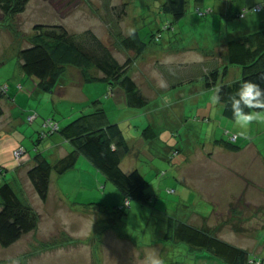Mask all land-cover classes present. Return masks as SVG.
Here are the masks:
<instances>
[{
  "label": "rangeland",
  "instance_id": "rangeland-1",
  "mask_svg": "<svg viewBox=\"0 0 264 264\" xmlns=\"http://www.w3.org/2000/svg\"><path fill=\"white\" fill-rule=\"evenodd\" d=\"M79 1L80 0H30L26 10L14 16L13 19L8 22L9 25H0V85L10 84V81L12 83L22 84L23 89L21 91L27 94L25 101L28 105H30L29 102H31V106L35 108L33 112L36 110L40 115L50 114L47 118L60 119L61 125H64L70 120L69 116H71L70 114L74 111L76 112L75 117L81 112L87 113L85 111H92L93 107L90 106L92 100L97 98L101 99V105L108 111L111 120L119 121L121 124L124 134L129 140L131 149H133V153L129 157L130 159H126V162L122 164L123 170L129 172L131 170L130 168L136 165L148 179L150 183L149 189L155 194V199L153 203L150 204H142L137 200H132L134 203L133 207L128 209L126 214L121 213L122 217L120 224L118 228L115 229L117 234L123 237L121 241L118 239L117 234L116 237L112 233H107L105 236V234L101 233V229H97L94 232L95 234L92 236L90 235V239L84 244L83 241H85L86 237H76L73 226L77 222L72 219L73 216L65 212V223L67 226L70 224L71 220H74L72 223L73 226L70 225L65 232H68L67 235L71 237L69 241L79 246L78 251L69 255V264H144V258L148 252L158 253L163 258L164 264H193V255H190V251L186 244H180L175 247L166 245L164 241H162V236L167 226V219L170 215L184 221H190L196 224V226L204 227L212 232L214 231L226 241L246 247L250 251L257 253V255L261 256V254H264V198L261 200L253 199V201H255L253 205L237 204L233 209H228L229 207L226 205L211 206L205 203L203 197L195 195L196 192L194 193L192 191V187L188 186L187 183L184 184L179 177L180 167H182L181 163H184L183 159L185 157L187 158L188 153L191 151L193 154H191L189 161L186 163V167L182 168L186 178H191L201 183L206 189L218 188L216 191L219 190L221 187L220 185L223 184H227L229 187H235L234 182L244 184L248 178L250 179L251 174L235 172L237 155H224L220 151L221 147L215 146V141L216 139L232 138L230 134H237L240 144L245 145L246 143H252L262 150L264 155V119H254L246 129H242L235 123L234 119H229L223 115L221 112L222 109L217 105L218 102H211V97L214 95V88L204 90L208 92L202 93L201 97L205 95L209 101L207 104L202 102V106L192 104L188 101V98H185L184 110L177 108L174 102L166 103L164 109L160 111V113H167L168 118L166 119V114L159 116V114L153 113L148 116L146 111L148 105L144 107H129L127 105L128 101L125 89L118 83L111 85L101 80L85 82V90L91 89L92 97L89 102L81 104L74 102L75 100L70 101V98L62 97L59 99L60 102L57 107H54L51 97L52 93L46 91H39L38 93L35 82V80L37 81L36 77L25 74L24 77L20 79L13 78L19 70L20 72L22 71L18 52L20 47L22 45L24 46V44H22V38L19 37L18 33H21L24 37L26 35L29 36L33 32L34 23L38 21L44 23H59L61 19H64L62 22L69 30L81 31L92 28L100 34L106 42H112L111 36L108 33L109 28L107 22L101 23L99 18L100 14L92 8L82 11L79 7ZM114 1L118 2L119 0ZM161 1L163 0L143 2L148 4L152 2L150 5H154L155 8L156 4ZM219 1L222 0H217V2L210 0L208 5L213 7L214 12L201 17L196 11V1L188 0L185 16L178 21H174L176 30H180L181 26H187L183 28L185 36L182 34L184 39L181 45L188 49L195 45L194 43L197 39L204 35L205 37H209V34H204L201 25L207 20L208 16L217 14L218 11H220L219 8L216 7ZM137 4H141L140 1H137ZM133 7L137 8L136 5ZM157 7L159 9V6ZM141 10L144 12V16H146L147 8L143 7ZM108 12H103L102 16L104 14L109 17ZM127 12H130V9L128 11L127 8ZM130 15H132V12ZM154 15L156 16L155 21L153 23H148L147 27L145 26L146 28L142 29L143 38L148 43L149 48L143 56H136V61H138L140 65H133L131 74L134 76V73L137 72L138 77H142V69L144 68L149 71V73L156 74L155 78H157V80H146L148 84L151 82L156 86H160L159 81L163 79L167 82V85H169L170 83L166 80V76L160 75L161 71H166L163 65H157V70H153L149 63H141L146 55L150 54L153 48L161 47L162 44L168 41L169 36L174 33V31H165L161 40L157 41L152 39V34L156 33L159 26L158 22L160 16L165 17V14L160 12ZM167 16L171 19L170 15ZM4 18V14L0 11V23L3 22ZM125 18L126 16L124 19ZM227 18L229 19V25L231 27L234 23H239L240 20V17L234 14H229ZM129 25L130 24H128V27ZM14 27L17 31L14 30ZM123 27L126 29L127 25H123ZM111 45L114 46V50L121 61H124L128 54H133L130 51H123L113 44ZM183 53L190 59H193V56L197 55L194 50H185ZM197 66L199 65L190 64L180 68L179 72H182L184 79L187 77V72L189 76L193 77V80H191L192 82L187 81V83H190L188 85L186 83L185 85L179 84V86L183 85L185 86L184 88H187L188 86L200 87L205 84L201 74L203 68L202 66ZM230 66L238 67L231 64ZM72 70L77 73L80 72L78 71L79 69L74 67ZM64 77L66 81L73 80L74 84L78 83L77 79L73 77L72 74L71 76L64 75ZM138 77V84L143 86V88L147 86L141 84L146 77H140L141 79ZM67 83L71 84V82ZM72 88L74 87H71V89ZM103 88L105 89L104 91ZM111 88L113 89L111 90ZM30 90H35V95L32 97H30ZM145 92L149 95L148 104L153 105L152 103H154L155 98L152 97L154 94L147 91ZM205 105L207 106L204 107ZM23 107L25 108L19 109V111L16 112V115L24 122L23 126H20V130H26L21 135L23 139L22 150L23 153L26 152L25 155L29 154L27 151H30L32 155H34L38 153V149L43 150L45 147L44 145L47 139L44 140V137L42 138L40 133L47 129V125L44 123L45 118H39V114L33 121H27V110H24L27 108L26 106ZM127 110L130 111L128 112ZM151 121L155 123L153 127L156 132L162 128L166 129L164 133L160 135V139H152L143 135V130ZM138 124L140 125L139 128L136 127ZM138 136L139 138H137ZM19 149L20 147H16L12 152V157L16 161L19 156L17 155V151H22ZM241 156L245 159L248 157L243 153H241ZM76 168L77 169L67 171L58 178L66 197L71 202H77L83 206H87L86 204H88V202L86 199L88 197H94L91 199H95L94 202L99 204L98 206L90 204L92 207L105 205L110 212L118 215L115 211L116 205L122 201V192L120 189L108 180L104 174L96 171V169L94 174H92L86 172L85 168H83V171L80 170V167ZM241 168H243L242 172L248 170L247 166ZM251 168L253 169L252 165ZM53 175L56 178L59 176L55 171ZM253 175L257 176V174ZM259 176L260 179L264 181V171L260 172ZM93 179L94 183H92ZM8 180L12 181V185L16 190L19 188L23 189H19L21 194L18 193L22 198L25 197V200L28 201L40 215L38 224L39 238L44 239V235L55 228L61 231V220L59 221L56 217L58 216L59 219L60 217H64L61 211L55 216L54 212H51L50 209L45 211V209L38 207L37 204L36 207L32 204H35L36 200H40V198L29 178H26L22 172H19V175H15L14 177V173L10 170L6 172V176L3 177L0 183ZM95 183L96 189H91V186L93 187ZM106 184H108V187ZM252 184L255 185L257 183ZM182 186L187 188L185 191L188 193L189 199L182 198L180 191ZM222 196L223 199L226 197L225 195ZM208 198H206V201H209ZM211 200H214V198ZM110 215L113 217V214ZM96 219L97 215L87 216L86 220L81 221L83 225L81 233L83 235H87V233L90 234ZM76 220L80 222L78 218ZM40 223H42V225H40ZM107 224L108 223H106V225ZM54 233L55 235L52 234V238L59 236L56 231H54ZM26 235H24L21 240H25ZM46 236L49 237L50 235ZM100 239L101 242L105 239L103 243L104 246L99 245V247L96 246L95 248L92 243L96 241L95 245H97ZM47 242L49 241L47 240ZM32 243L34 242H31V244ZM90 243L93 245L92 254ZM22 247L24 250L27 249V252L31 253L32 246L29 247L28 244H26V240L23 242ZM14 254L16 253H11L9 256L14 257ZM196 254L199 258L196 259L195 264H225L212 256L206 257L204 253L202 256L199 252ZM31 256L32 254L29 255L28 260V255H26L23 260H28V264H34L32 262L33 258H31L30 261ZM63 257L66 258V256ZM18 264L20 263L18 262ZM42 264L68 263L56 259V262L52 263L48 260V262L43 261Z\"/></svg>",
  "mask_w": 264,
  "mask_h": 264
},
{
  "label": "trees",
  "instance_id": "trees-1",
  "mask_svg": "<svg viewBox=\"0 0 264 264\" xmlns=\"http://www.w3.org/2000/svg\"><path fill=\"white\" fill-rule=\"evenodd\" d=\"M29 1L0 0V11L5 16L0 25H9L8 22L14 16L26 10ZM195 1L199 16L204 17L214 12L210 5L201 6L204 0ZM127 4L120 2L108 12L109 22L111 21V28L108 33L112 42H106L92 28L81 31L69 30L62 22L64 19H61L59 23L38 21L34 23L33 32L29 36L24 37L17 32L22 38V44H24L18 52L21 69L24 75L37 78V81L35 80L37 91L54 92L65 78L64 75L66 76L69 68L74 67L81 71L87 82L101 80L111 85L121 84L125 89L129 107L148 105L149 97L131 74L136 58L144 54L149 48L142 32L148 23H144L136 30H126L122 21L128 14ZM187 4L188 0H166L162 5V13L165 14L164 20L161 24L158 23L159 26L156 33L152 34V39L159 41L165 31H174V21L185 16ZM257 4L260 3L247 6L238 12L237 16L243 18L249 12L263 11L264 2L261 3L262 8L260 10L253 9ZM242 12H245L244 16L241 15ZM231 14L235 15V13ZM167 15H170L171 19ZM14 30H16L15 27ZM111 44L133 54H128L127 58L121 61ZM226 49L227 63L240 67L241 76L232 82H227L225 78L228 73V65H224L222 69L215 67L210 70H202L201 74L207 88L218 87L223 115L229 119H234L229 98L239 88L240 82L251 79L264 87V27L229 38L226 41ZM210 52H213V49ZM94 69H97L99 73H93L92 70ZM186 75L187 77L180 84H186L187 81L192 82L193 77L187 73ZM20 85L22 88V84ZM7 89V85L0 86V119L5 114L3 100L7 94ZM101 102L99 98L93 99L90 104L93 107L92 111L81 112L76 117L73 116L64 125H58V122L53 118L45 119L44 123H56L58 128L52 131L53 126L47 124V129L40 133L41 137L45 138L54 133H59L71 143L72 150L52 162L38 149V153L34 156L33 165L27 170V177L39 197L45 200L49 193L53 171L58 175H63L75 168L80 158H85L122 192V201L116 205L115 211L118 214V219L121 220V213L126 214L128 209L133 207L132 200H137L142 204H150L153 203L155 194L150 191L148 179L138 168L129 172L123 170L122 156L131 153L132 149L121 124L119 121L111 120L108 111L101 105ZM32 113H36L38 116L36 110L34 112L31 110L28 115ZM144 133L152 139L157 138L158 135L151 125L144 129ZM1 136L0 131V138ZM215 144L224 145L234 151L243 147L238 141V136L236 139L231 137L216 139ZM0 171L2 177H5L4 170ZM19 189L23 190L22 188ZM19 189L16 190L12 181L9 180L0 183V244L4 247L11 246L24 235L37 229L40 221V215L25 200V197L20 196ZM181 189L182 198L189 199L188 193L185 191L187 188L182 187ZM162 241L166 245L175 247L186 244L190 255H193V264L199 258L196 254L198 252L201 256L204 253L206 257L212 256L225 264H256L257 259L261 261V264H264V254L257 255L246 247L226 241L214 231L196 226L190 221H184L173 215L168 216Z\"/></svg>",
  "mask_w": 264,
  "mask_h": 264
},
{
  "label": "crops",
  "instance_id": "crops-1",
  "mask_svg": "<svg viewBox=\"0 0 264 264\" xmlns=\"http://www.w3.org/2000/svg\"><path fill=\"white\" fill-rule=\"evenodd\" d=\"M137 1L141 4H137ZM143 1H160V0H119L118 2H115L114 0H80L79 7L82 11L89 10L90 8L94 9L95 11H98L100 14V22H107V26L110 30L111 24L109 22V17L104 15L102 16L103 12H109L115 5H118V3L126 2L128 11L130 9V12L126 15V18L123 19V25H127L126 30H136L140 28L144 23H150L154 22L156 16L154 14L157 13H162V5L165 3L166 0H163L156 4L155 8L154 5H150L152 2L145 3ZM210 0H204L203 3H201V6H209L208 2ZM213 2H217V0H211ZM264 0H222L218 2V5L216 6L219 8L220 11H218L217 14H212L211 16H208L207 20L202 23V28L204 31V34L207 33L209 34V37H205V35L197 41H195V45L191 46L190 48H186L185 46L181 45V41L184 39L182 34L185 36L183 33V28H186L187 26H181L180 30H174V33L169 36V39L167 42L162 44L161 47H156L153 48V50L150 52V54L146 55L145 59L142 64L149 63L153 70H157V65H163V68L166 69V71L160 73V75L166 76V80L169 81V85L167 87H161V86H156L155 84H152L151 82L148 84L146 80H152L156 81L157 78L156 74H151L149 71L145 70L144 68L142 69V77L145 78V82L143 81L141 84H145L147 86H141L144 93L147 95V92L154 94L152 98L154 99L153 105L148 104L146 111L148 116H150L153 113H157L160 115H165L166 114V119L168 118L166 112H161V110L164 109V105L166 103H172L174 102L177 105V108H181L184 110V104H185V98H188V101H190L192 104H197L196 106H202L201 103L203 102L204 104L208 103L207 97L204 95V97H201L202 93H207L208 91H204L207 89H212V88H207L205 84L200 87H187L184 88L185 84L182 86H179L180 82L184 79V75L180 71V68H182L184 65H190V64H197L199 66H202L203 70H210L215 67L223 68L224 65H228V73L226 75L225 80L227 82H232L239 78L241 76V69L240 67H235V66H230L227 63V49H226V41L229 38L235 37L242 35L246 32L252 31L254 29L264 27V10L259 11V12H249L245 17L240 18L239 23H234V25L231 27L229 25V19L227 16L231 13H235L237 16L238 12L246 8L247 6H250L254 3H262ZM197 4V3H196ZM137 6L133 7V6ZM141 6V7H140ZM159 6V9L158 7ZM147 8V15L144 16V12H142L141 8ZM108 9V10H107ZM132 12V15L130 13ZM228 19V20H227ZM164 20L163 16H160L159 19V24H161ZM128 24L129 27H128ZM188 31V30H187ZM173 32V31H172ZM213 49V52H210ZM185 50H194L196 51V56H193V59L188 58L183 52ZM210 52V53H208ZM208 53V54H207ZM135 56V55H134ZM143 56V54H142ZM216 61V62H215ZM136 64L138 65V61H135V66ZM140 65V64H139ZM134 66V67H135ZM197 66V67H199ZM235 67V68H234ZM72 67L69 68V71L67 72V76L73 75L78 81L77 84L73 83V80H67L64 78L60 84L57 86L54 92H52V99H53V104L54 107H57L58 103L60 102L59 99L62 97H67L70 98V101L78 102L81 104H86L87 102L90 101V98L92 97L91 95V89L90 90H85V82H87L84 78L83 75L80 71L77 73L76 71H71ZM93 73L98 74V70L94 69L92 70ZM187 73V72H186ZM134 76L138 77L137 72L134 73ZM154 76V77H153ZM24 77L23 71L18 73L13 77L20 79ZM139 76L138 78H140ZM141 77V78H142ZM181 77V78H180ZM140 78V79H141ZM76 81V80H75ZM71 82V84L67 83ZM139 82V81H138ZM190 83H187V85ZM20 84L12 83L10 81V84H7V94L3 100V105L5 108V114L4 116L0 119V131H1V138H0V170H4L5 175L6 172L12 171L15 175H19V172H22L26 178L27 177V170L28 168L33 165L34 163V155L30 151L22 152L23 154L20 156V158L13 159L12 157V152L14 148L20 147L22 149V144H23V139L21 138V135L23 132L26 130L24 129L23 131L20 130V126H23L24 122L22 119L16 115V112L19 111V109L25 108L23 106H26L27 109V114L31 111L34 110L33 106H31V102L26 103L25 99L27 98V94L25 92H22L21 90L23 89L19 87ZM71 85V86H70ZM1 86V85H0ZM71 87H74L71 89ZM146 88V89H145ZM105 89L103 88V91ZM214 95L218 94V87L214 88ZM35 93V90H30V97H32ZM39 93V92H38ZM149 96V95H147ZM188 96V97H187ZM212 102V101H211ZM218 107L222 109V104L218 100ZM216 102V103H217ZM200 103V104H199ZM205 105L204 107H206ZM128 112L130 110H127ZM41 113V112H40ZM140 113V112H139ZM39 114V113H38ZM138 114V113H137ZM69 119H71L73 116L76 115V112L74 111L73 113L70 114ZM28 116V115H27ZM50 116L48 115H40L39 118H47ZM130 118V117H129ZM56 122H58V125L60 123V119L53 118ZM26 120L28 121L27 117ZM132 121V120H131ZM166 121V120H165ZM163 124V123H162ZM154 126L155 123L154 121H151V123L148 124V126ZM139 124L136 125L137 128H139ZM147 126V127H148ZM146 127V128H147ZM166 129L162 128L157 132V138L160 139V135L164 133ZM143 135H145L144 130H143ZM169 136V135H167ZM147 137V136H146ZM139 138V136L137 137ZM45 142V147L43 150V153L45 156H47L52 162H55L57 159L60 157L66 155L69 151L72 150V145L71 143L64 139L59 133H54L50 135L48 138H44ZM128 140V139H127ZM129 142V140H128ZM130 144V143H129ZM215 146L221 147V153L224 155H237V162H235V172L237 173H243V174H251L250 179L248 178L247 181L243 183H235V187H229L227 184L220 185L219 190L216 191L218 188L214 189H206L201 185V183H198L195 180H192L191 178H186L184 176V172L182 171L183 167H186V163L189 161V158L191 154H193L191 151L188 153L187 158L185 157L183 159L184 163H181L182 167H180V180L184 184H188V186H191L193 191L196 192V195L199 197H203L204 201L206 204H209L211 206L214 205H226L229 208L228 209H233L235 206L238 205H253L255 200H261L264 198V181L260 179V172L264 171V155L262 150H260L257 146L253 145L252 143H246L243 145L242 148H240L237 151L231 150L226 148L224 145L220 144H215ZM250 152V153H249ZM133 153L132 152L129 154H125L122 156V162L121 165L126 162V159H130V155ZM241 153L247 155V159H245L243 156H241ZM249 158V159H248ZM239 160V161H238ZM132 164V163H131ZM233 165V164H232ZM251 165L253 169L251 168ZM262 165V166H261ZM243 166H247L246 171L242 172ZM76 167H80V170L83 171V168H85L86 172H90L94 174L95 167L85 158H80L78 161V164ZM73 169H77V168ZM137 168L136 165H133L130 169L132 170L133 168ZM130 170V171H131ZM261 170V171H260ZM96 171H98L96 169ZM1 172V171H0ZM54 172V171H53ZM100 172V171H98ZM101 173V172H100ZM253 174H257L253 175ZM64 175V174H63ZM21 176V175H20ZM61 175H59L57 178L51 174V180H50V188H49V193L46 198V200H42L40 197V200H36V203H32L35 207L36 204L38 207L45 209V211L49 210L51 212H54L55 216L58 214L59 211L62 212V215L64 216L63 218L56 216L58 220H61L62 226L61 231L58 229L50 230L48 234L50 235L49 237L44 235V239L39 238L38 233V227L34 231L28 233L26 235V244L28 246H32L31 248V253L27 252V249L24 250L23 242L25 240L19 239L17 242L12 244L9 247H4L0 244V264H12L13 260L18 261L20 264H28L29 260V255L32 254L30 257L33 258L32 262L34 264H42L43 261L48 262L51 261L56 262L57 260H63L66 263L69 264V255L75 251H78L79 246L75 245L74 243H71L69 239H71L70 236H68V232H65L66 229L72 225L73 221L75 220L77 223L73 226V230H75L76 237H86L85 241H83L84 244L87 243V240L90 239L92 235H94L95 231L97 229H101V233L106 234L107 233H112L116 237V230L117 226L120 224V219H118L117 215H115L113 212H110L108 208L104 205H100L99 207H92L98 206L99 203L94 202L95 199H91L94 197H88L86 200L88 204L87 206H83L80 203H74L71 202L65 195V193L62 190L60 181L58 178H60ZM254 176V177H253ZM0 174V179L2 180L3 177ZM22 178V176H21ZM255 179V180H253ZM0 180V181H1ZM251 181V182H248ZM263 181V182H261ZM94 183V179L93 182ZM252 183H257L253 185ZM96 183L91 186V189H96ZM218 185V184H216ZM108 187V184H106ZM183 187V186H182ZM181 187V188H182ZM213 188V187H212ZM179 191V188H178ZM182 191V189H180ZM216 191V192H215ZM37 193V192H36ZM116 193V192H114ZM225 195L226 197L223 199V196ZM214 198V200H211ZM38 198V199H39ZM208 198L209 201H206ZM39 202V204H38ZM53 204V205H52ZM92 204V205H90ZM40 205V206H39ZM101 207V208H100ZM39 208V209H40ZM56 212V213H55ZM66 213L69 215L73 216L70 224L65 223V218H66ZM113 214V217L110 215ZM97 219L95 220L94 225L92 226V229L90 231V234L87 233V235H83L81 233V229L83 228V225L81 224V221H84L87 219V216H96ZM54 216V215H53ZM80 222H78L76 217ZM43 223V222H42ZM40 223V225H42ZM106 223H108L106 225ZM54 231H56L59 236L58 237H51L52 234L55 235ZM66 235V236H65ZM91 235V236H90ZM118 235V234H117ZM118 239L121 241V238H123L121 235L117 236ZM52 238V239H51ZM105 238V237H104ZM23 239V238H22ZM30 241H29V240ZM51 239V240H50ZM47 240L49 242H47ZM105 240V239H104ZM104 240L101 242V239L98 241L99 244H96V241H94L92 244H94V247L96 246H104ZM31 242H34L31 244ZM90 245V250L92 254V247L93 245ZM28 247V248H29ZM77 248V249H75ZM29 250V249H28ZM11 253H16L14 254V257H10L9 255ZM28 255V260L24 261L23 258L24 256ZM63 256H66L64 258Z\"/></svg>",
  "mask_w": 264,
  "mask_h": 264
},
{
  "label": "clouds",
  "instance_id": "clouds-1",
  "mask_svg": "<svg viewBox=\"0 0 264 264\" xmlns=\"http://www.w3.org/2000/svg\"><path fill=\"white\" fill-rule=\"evenodd\" d=\"M161 87H167V82L163 79L159 81ZM216 103L220 98L217 95L211 97ZM232 115L234 121L242 129H246L254 119H264V111H246L245 109L264 110V87L251 79L240 82L239 88L230 96ZM12 264H18L16 260ZM144 264H164L163 258L156 252H148L144 258ZM256 264H261L257 259Z\"/></svg>",
  "mask_w": 264,
  "mask_h": 264
},
{
  "label": "built area",
  "instance_id": "built-area-1",
  "mask_svg": "<svg viewBox=\"0 0 264 264\" xmlns=\"http://www.w3.org/2000/svg\"><path fill=\"white\" fill-rule=\"evenodd\" d=\"M261 8H262L261 3L255 5V6L253 7V9H255V10H260ZM241 15L244 16V15H245V12H242ZM19 87H21V85H19ZM36 116H37L36 113L29 114V115H28V120H29V121H33V120L36 118ZM45 124H46V125H47V124L52 125V126H53V129H51L52 131L58 128V125H57L56 123L47 122V123H45ZM236 138H237L236 134L232 135V139H236ZM20 149H21V148H20ZM20 149H19V150H20ZM21 150H22V149H21ZM22 152H23V150L20 151V152L17 151V155H19L18 158H20V156L22 155ZM18 158H17V159H18Z\"/></svg>",
  "mask_w": 264,
  "mask_h": 264
}]
</instances>
